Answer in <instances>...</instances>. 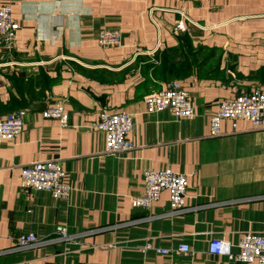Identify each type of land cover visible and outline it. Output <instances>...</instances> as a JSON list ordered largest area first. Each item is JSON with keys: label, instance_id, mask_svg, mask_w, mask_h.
Masks as SVG:
<instances>
[{"label": "crops", "instance_id": "1", "mask_svg": "<svg viewBox=\"0 0 264 264\" xmlns=\"http://www.w3.org/2000/svg\"><path fill=\"white\" fill-rule=\"evenodd\" d=\"M19 26L12 48L0 47V119L25 115L22 133L0 141V264H239L210 256L208 243L233 246L264 236V130L210 118L223 100L264 92V0H0ZM182 22L184 33L175 34ZM102 29L121 46L97 43ZM178 83L195 117L149 114L145 99ZM63 103L69 124L43 119ZM132 114L134 148L107 155L94 130L101 111ZM58 160L72 190L61 202L24 191L22 168ZM188 178L189 213L132 222L169 211L165 192L150 211L132 207L148 170ZM124 225V226H122ZM100 230L79 245L53 244L6 254L15 239ZM188 245L190 254L173 251ZM147 246L153 249L145 250ZM155 249L170 251L166 256Z\"/></svg>", "mask_w": 264, "mask_h": 264}, {"label": "built area", "instance_id": "2", "mask_svg": "<svg viewBox=\"0 0 264 264\" xmlns=\"http://www.w3.org/2000/svg\"><path fill=\"white\" fill-rule=\"evenodd\" d=\"M174 33L180 34L186 31L185 25L178 22L175 25ZM19 32V26L13 20V13L10 6H0V47L11 49ZM122 36L119 32L102 29L97 36V43L103 48L121 46ZM146 111L149 114H161L170 112L176 121L192 120L195 117V110L192 99L178 83H171L166 89L154 95L146 97ZM217 112L210 118L211 137L221 136L222 121L241 120L249 123L255 130H264V92L255 91L252 93H241L231 100H223L218 104ZM25 115L22 110L7 114L0 119V141L12 142L19 136L24 127ZM43 119L56 120L60 128H66L69 124V114L66 113L63 103H55L49 106L43 113ZM134 117L132 114L118 111H101L98 123L94 130L105 135V153L107 155H119L130 152L134 148L128 140L133 131ZM66 173L58 160H47L46 162H33L22 168L20 182L24 191L34 193H48L55 200L67 201L71 193V186L66 181ZM144 194L142 197L132 201V207L150 212L158 203L163 193L169 195V211L163 215H150L147 219L124 224L149 223L153 220L180 217L191 210L186 206L188 190V178L173 173L170 169L148 170L143 175ZM122 225V226H124ZM54 238L39 239L34 234L22 235L15 239L14 248L6 254L41 249L53 244L79 245L83 238L94 236L101 232L89 231L82 234L72 235L66 228L57 227ZM239 245L233 246L222 239H214L208 243V253L214 257H224L229 262L239 264H264V236L254 233H247L243 236ZM153 249L147 246L145 250ZM158 254L166 256L170 251L155 249ZM178 255L190 254V246L179 245L174 251Z\"/></svg>", "mask_w": 264, "mask_h": 264}]
</instances>
